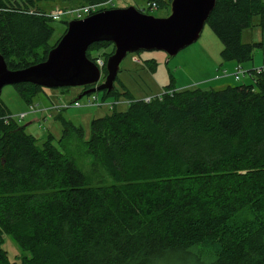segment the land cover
<instances>
[{
	"label": "trees",
	"instance_id": "trees-1",
	"mask_svg": "<svg viewBox=\"0 0 264 264\" xmlns=\"http://www.w3.org/2000/svg\"><path fill=\"white\" fill-rule=\"evenodd\" d=\"M49 1L76 9L108 0H0L7 70L43 62L64 34L67 22L48 44L53 21L42 5ZM140 1L135 10L147 16L148 5L164 6ZM102 10L110 8L96 12ZM204 26L221 45V63L242 66L261 48L242 44L240 34L264 30V0H214ZM103 49L108 52L99 53ZM112 52L104 42L85 52L93 64L102 58L97 85ZM257 70L244 73L248 85L169 84L148 103L119 83L123 112L114 109L123 103L112 84V91L97 93L116 101L107 115L90 121L87 140L60 110L53 116L59 138L47 134L39 147L0 101V246L7 235L28 255L9 262L0 248V264H264V65ZM12 87L27 107L42 89ZM74 151L84 153L106 183L89 185Z\"/></svg>",
	"mask_w": 264,
	"mask_h": 264
},
{
	"label": "rangeland",
	"instance_id": "rangeland-1",
	"mask_svg": "<svg viewBox=\"0 0 264 264\" xmlns=\"http://www.w3.org/2000/svg\"><path fill=\"white\" fill-rule=\"evenodd\" d=\"M162 1L164 2V6L152 11L150 13L151 17H166L167 10L165 4L170 2V0ZM57 3L59 2L49 1L42 5V8H44L43 11L46 13V17L56 10L63 11V9L66 8L71 10L74 7L67 6L65 4L59 5ZM141 5L142 2L140 0H111L109 5H105L100 9H124L127 7H133L135 9ZM72 17H74V14L63 16L50 23V26L53 28V33L48 41L49 45H52L56 39H58L64 28L63 23L72 20ZM256 21V17L252 19L253 24H256ZM240 42L242 44H261L260 49L253 51L251 61L243 64L241 68L251 66V69H255L263 66L264 30L260 29L259 27L243 30L240 34ZM220 50V43L209 31V29L204 26L198 39L190 46L179 51L173 57H167L162 52L154 51L127 54L118 66V73L113 83L114 91H116L117 95L119 96L117 101L119 103H123L121 105L117 104V106L114 108L115 111L123 112L126 110V105L124 104L126 100L123 95H121L122 89L120 85L132 95L133 99L138 100L144 97L153 98L159 95L161 89L169 84H171L175 89L211 88L216 87L215 83L218 82H220V84H230L232 86L251 84V80L248 78L247 74H244L243 77L239 76V80L234 81L233 83L230 81L216 82L218 79L216 77L221 76L222 72H226L225 69H227V67L224 66L226 63H221V60L219 59ZM107 52V49L99 51L101 54ZM131 58L136 59L138 63H133ZM99 59L102 60V58ZM150 63L154 64L152 71L148 68L146 69L147 65ZM226 73L229 74L230 72ZM220 88L221 87H217V89ZM81 93L82 92L80 88H69L66 90L41 89L36 94L32 103V105L35 106V110L37 111L34 114H25L27 113V106L18 99V96L12 86H5L1 89L0 101L5 105L11 116L17 122L18 126L23 127L26 134L37 139L36 146L39 147L42 141L45 139L46 134L52 135L55 139H58L60 136V126L52 118L55 112V110H52L53 107L64 109L61 112V115L65 119H70L72 122H74V124L81 127L83 132V141L87 140L89 137L90 121L92 119L103 117L109 113L106 108H93L84 106L91 95L80 97L77 100ZM92 96H95L99 101H103V103L105 102L111 104L116 101L112 96L103 97L102 93H95L92 94ZM75 103H78L81 107H74ZM64 106L68 107L64 108ZM39 112L44 113V115L42 113L40 115ZM19 114H25L24 119L19 120L17 118ZM49 124H52L51 126L55 132H50L52 130L49 131ZM70 148L74 147H69V149ZM73 154L74 156L76 155L75 162L79 169L86 176L89 185L94 186L106 183V179L102 175V172L98 169V167L90 164V159L84 153L74 151ZM1 241L2 243L0 248L5 252L9 262L17 263L20 259L28 256L27 253L21 251L15 245L9 236L4 235Z\"/></svg>",
	"mask_w": 264,
	"mask_h": 264
},
{
	"label": "water",
	"instance_id": "water-1",
	"mask_svg": "<svg viewBox=\"0 0 264 264\" xmlns=\"http://www.w3.org/2000/svg\"><path fill=\"white\" fill-rule=\"evenodd\" d=\"M213 6L214 0H170L169 14L164 18L127 7L70 20L43 62L9 71L0 56V91L5 86L31 84L42 89H84L77 100L92 93H107L112 91L118 66L127 54L154 51L175 56L198 39ZM101 42L111 44L113 52L105 61L103 82L97 85L100 71L85 52Z\"/></svg>",
	"mask_w": 264,
	"mask_h": 264
},
{
	"label": "built area",
	"instance_id": "built-area-1",
	"mask_svg": "<svg viewBox=\"0 0 264 264\" xmlns=\"http://www.w3.org/2000/svg\"><path fill=\"white\" fill-rule=\"evenodd\" d=\"M111 2V0H108L107 2L103 3V4H99V5H88V6H83L80 8H76V9H72V10H67V11H59L56 10L55 12L47 15V17L52 20V21H56L59 18L63 17V16H69L71 14H74V17H72V20H80L86 16H89L91 14H94V12L96 13V11L98 9H100L101 7L105 6V5H109ZM156 10V6L155 4H150L147 6V12L148 14H150L152 11ZM100 57H97V59L94 61V65L99 69V71L101 70L102 66H103V62L101 59H99ZM133 63H138V61L136 59H131ZM259 69V68H258ZM256 71H258L256 69ZM244 72L239 68V67H235L233 69V72L230 74H226L224 71L222 72L220 77H225V76H231L234 78V80L238 79V76H243ZM161 93L155 97H157V99L160 97ZM150 99L152 98H148L145 97L142 100V102L144 103H148L150 101ZM117 104V103H116ZM84 106L86 107H93V108H101V107H105L107 108V110H110L112 105L108 104V103H103V101H99L95 96H90L86 102V104H84ZM68 106H64V108H66ZM74 107H81L78 103H75ZM52 110H55V112H58L60 110H64L62 108H58V107H53ZM35 111V106L30 105L27 107V113L25 114H31ZM49 111V110H48ZM25 114H19L17 116V118L19 120H22L25 117Z\"/></svg>",
	"mask_w": 264,
	"mask_h": 264
},
{
	"label": "crops",
	"instance_id": "crops-1",
	"mask_svg": "<svg viewBox=\"0 0 264 264\" xmlns=\"http://www.w3.org/2000/svg\"><path fill=\"white\" fill-rule=\"evenodd\" d=\"M224 66H226L227 67V69H225L226 70V72H232L233 71V69L235 68V64L234 63H226V64H224ZM238 67H240L241 68V66H238ZM252 67L250 66V67H242L241 68V70L244 72V73H246L249 69H251ZM255 69H257V68H255ZM225 72V71H224ZM225 72V73H226ZM229 73V74H230ZM218 81H223V82H227V81H230V82H234V80L230 77V76H226V77H222V78H220L219 80H216V82H218ZM216 85V87H218V86H221V85H230V84H220V82H218V83H215ZM131 95V94H130ZM132 96V95H131ZM145 98V97H144ZM143 99V98H142ZM138 100H141V99H138ZM37 111L35 110L33 113H31V114H34V113H36ZM40 113V112H39ZM42 113V112H41ZM41 113H40V115H41ZM57 112H54V114H56ZM43 115H44V113H42ZM54 116V115H53ZM53 116H52V118H53ZM24 119V118H23ZM67 119V118H66ZM68 120H70V119H68ZM71 121V120H70ZM74 123V122H73ZM52 124H49V131L50 130H52V131H50V132H55L54 131V129H53V127L51 126ZM40 127V126H39ZM48 129H47V131H48ZM47 135V134H46ZM50 135V134H49ZM52 136V135H51Z\"/></svg>",
	"mask_w": 264,
	"mask_h": 264
},
{
	"label": "flooded vegetation",
	"instance_id": "flooded-vegetation-1",
	"mask_svg": "<svg viewBox=\"0 0 264 264\" xmlns=\"http://www.w3.org/2000/svg\"><path fill=\"white\" fill-rule=\"evenodd\" d=\"M131 59H133V58H131ZM102 82H103V81H101L100 84H101ZM98 85H99V84H98Z\"/></svg>",
	"mask_w": 264,
	"mask_h": 264
}]
</instances>
